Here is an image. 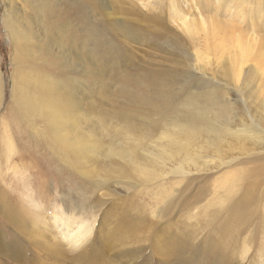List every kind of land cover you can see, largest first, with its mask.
Returning <instances> with one entry per match:
<instances>
[{
  "label": "rangeland",
  "instance_id": "obj_1",
  "mask_svg": "<svg viewBox=\"0 0 264 264\" xmlns=\"http://www.w3.org/2000/svg\"><path fill=\"white\" fill-rule=\"evenodd\" d=\"M206 1H93L95 5L91 11L94 12L89 19L93 26L104 30L106 38L98 44L101 55L91 53V57L101 64L96 68L101 70L103 77L100 80L88 78L87 93L79 98L80 108L76 111L78 116L87 117L86 122L88 120L94 130L92 138L102 150L96 151L89 160L88 175L81 178L79 172L68 171L62 161L49 163L48 150H53V145L46 144L44 133L37 126L22 137L30 144L28 150L42 154L41 162L48 165V170L35 167L32 170L33 161L26 162L28 168L23 169L6 159L2 134L8 135L10 128L24 133L27 125L21 122L25 114L21 105L15 102L12 41L2 24L5 5L0 0V164L10 168L5 175L6 181L10 182L7 192L11 194L14 190L17 196L22 188L25 189L23 203L14 201V204H21L31 212L26 216L22 237L23 250L28 257L37 259L44 251L41 248L46 247L64 258H71L75 248L71 249L65 238L70 229L68 222H82L92 228L89 240L100 257L96 262L85 264H159L160 258L152 251L154 247H150V242L148 246L132 248L133 255L125 258L118 257L120 251L112 248L111 242L104 246L107 226L128 214L136 221L155 225L154 241L164 238L165 248L169 245L166 240L174 236L189 241L191 237L192 240L204 237L205 246H220L226 249V254L232 252L233 245L236 251L233 264H264V253L263 256L258 254L264 250V145L253 146L227 136L221 139L217 149L211 144L200 148L196 145L204 140L198 138L189 146V153L196 161L184 164V175L171 171L167 174V170L160 169L163 177L142 178L130 181L132 184L116 177L104 178L108 165L106 148L117 143L116 134L123 129L124 123L115 117L105 125L97 120L100 116H128L129 113L140 119L151 116L143 99L156 94L158 88L150 83L136 85L128 81L150 76L151 72H177L173 74L177 75L176 80L169 86L170 93L178 101L176 105L189 98L202 100L207 92L215 89L228 104L226 118L231 129H242L248 124L259 130L254 120H264V66L261 68L256 63L251 67V62L244 64L239 70L237 87L229 78L234 60L239 59L232 38L240 37L251 53V40L259 36L254 38L257 32L245 18L238 21L233 14H221L216 0ZM19 3L21 20H25L28 14L32 15L31 6ZM104 14L108 17L106 22L112 25L120 21L133 28L134 38L122 39L109 26L106 28L99 23ZM210 19L226 28V32L211 29ZM183 21L190 22L191 34L185 32ZM28 24L38 33L36 23ZM230 26L234 28L230 30ZM234 29L238 31L233 33ZM211 33L215 34L214 38ZM254 54L255 51L250 60ZM244 73H251V86L255 90L253 99H247L239 89ZM123 79L126 85H122ZM127 93L136 99L134 105L128 103ZM176 105L174 107H180ZM139 126L138 131H143L145 126ZM20 137L15 140L22 141ZM17 142L13 143L15 147L21 145ZM182 155L176 159H182ZM249 198L251 202H247ZM0 229L4 230L1 216ZM7 232L15 234L10 229ZM68 235L70 233L66 237Z\"/></svg>",
  "mask_w": 264,
  "mask_h": 264
},
{
  "label": "bare ground",
  "instance_id": "obj_2",
  "mask_svg": "<svg viewBox=\"0 0 264 264\" xmlns=\"http://www.w3.org/2000/svg\"><path fill=\"white\" fill-rule=\"evenodd\" d=\"M1 1L5 5L2 24L12 41L13 48L11 63L14 64L15 102L21 105L25 114L21 122L27 125L24 133L10 128L8 135L2 134L6 159L11 160L13 166L17 165L23 169L28 168L26 162L33 161L32 170L33 167L48 170V165L41 162L42 154L39 151L28 150L30 144L22 137L37 126L42 129L46 144L50 142L53 145V150H48L49 163L52 165L62 161L68 171L73 173L77 171L81 178L86 177L89 160L96 155V151L102 150L95 138H92L94 130L88 120L86 122L87 117L78 116L76 111L80 108L79 98L87 93L88 78L100 80L103 77L100 74L101 70L96 68L99 63L91 57V53L101 55L98 44L106 38L104 30L93 26L91 18L89 19V15L94 12L91 11L95 5L94 0ZM19 2L31 6L32 15L28 14L25 20H21L22 10L17 6L20 5ZM216 3L219 5L218 8L221 7V14L227 13L229 16L233 14L238 21H243L244 18L249 21L257 32L254 38L259 36L258 39L251 40V53L243 45L240 37L232 38L239 59L234 60L229 78L237 87L240 79L239 70L244 64L251 62V67L256 63V66L261 68L264 66V0H216ZM107 19L104 14L99 23H103L106 28L109 26L122 39L134 38L133 28L120 21L112 25L106 22ZM209 21L212 22L211 29L226 32V28L219 27L216 20ZM28 22L37 24L38 33L30 28ZM181 24L187 34L192 33L190 22L183 21ZM233 28L229 27L230 30ZM236 31L238 29H234L233 33ZM212 37L214 38L215 34H212ZM253 51L255 54L250 60ZM174 73L177 72L157 71L151 72L150 76L128 80L132 82L131 84L150 83V86L158 88L156 94H150L149 99L147 97L143 99V103L150 109L151 116H142L140 119L139 116H132L133 114L129 113L128 116H100L97 120L103 123L101 125H105L115 117L124 123L123 129L116 134L117 143L106 148L108 165L104 170L105 180L116 177L127 184H132L130 181L142 178L163 177L160 169L167 170V174L171 171L184 175V164H194L196 161L189 153V146L198 138L204 140L196 145L200 148L211 144L217 149L221 139L227 136L253 146L264 145V120H254L259 130L248 124L242 129H231L226 118L229 113L228 104L222 101V96L215 92V89L207 92L202 100L189 98L182 103L179 102L180 107H174L178 101L176 102V98L169 91V86L173 85L177 77L173 75ZM251 78V73H244L240 80L239 89L247 95V99H253L255 95ZM122 85H126L125 79ZM232 93L235 95V92ZM259 93L262 95V90L259 89ZM127 94L128 103L134 105L136 99ZM139 125L145 126L143 131H138ZM19 135L22 141L17 142L15 138ZM14 142L21 145L15 147ZM179 154H183L182 159L177 160L176 156ZM9 170L8 166L0 164V216L5 230L0 229V264L96 262L100 257L89 240L92 228L82 222H68L70 229L67 234L70 235L66 237V234L65 238L68 239L67 243L71 245V249L75 248L71 258L67 259V256L64 258V255L44 246L41 248L44 251L37 259L30 258L24 253L22 237L26 230V216H30L31 212L26 211L21 204L20 206L14 204V201L23 203L24 188L17 196L14 195V190L12 195L7 192L10 189L7 187L9 181H6L5 175ZM36 176L37 173L34 177ZM29 178L32 179L33 176L29 174ZM18 184L22 187L19 182ZM247 202H251V198ZM127 216L108 225L107 233L103 236L104 246L111 242L113 245L111 247L120 251L118 257H130L133 255L132 248L148 246L149 242L150 247H154L152 251L160 258L159 264H233L236 257L233 245L230 249L232 252L226 254V249L220 246H205L204 237L201 239L196 237L193 240L191 237L189 241L184 237L174 236L166 240V244H169L167 249L163 244L164 238L154 241L155 225L136 221L128 214ZM8 229L15 234L6 233ZM28 234L30 237L31 234L29 232ZM259 253V256H263L264 250Z\"/></svg>",
  "mask_w": 264,
  "mask_h": 264
}]
</instances>
